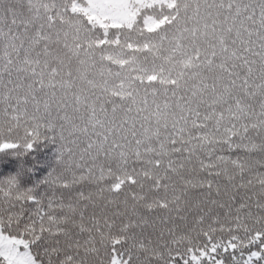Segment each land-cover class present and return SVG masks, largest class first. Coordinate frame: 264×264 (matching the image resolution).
Listing matches in <instances>:
<instances>
[{"label":"snow or ice","instance_id":"obj_1","mask_svg":"<svg viewBox=\"0 0 264 264\" xmlns=\"http://www.w3.org/2000/svg\"><path fill=\"white\" fill-rule=\"evenodd\" d=\"M0 264H264V0H0Z\"/></svg>","mask_w":264,"mask_h":264}]
</instances>
